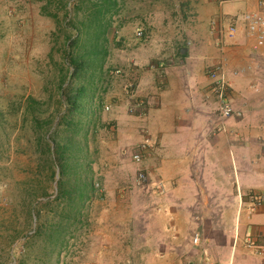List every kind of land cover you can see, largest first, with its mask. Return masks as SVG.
Masks as SVG:
<instances>
[{"label":"rangeland","instance_id":"obj_1","mask_svg":"<svg viewBox=\"0 0 264 264\" xmlns=\"http://www.w3.org/2000/svg\"><path fill=\"white\" fill-rule=\"evenodd\" d=\"M204 1L0 0V264H199L165 242L130 159L151 141L121 140L115 115Z\"/></svg>","mask_w":264,"mask_h":264},{"label":"crops","instance_id":"obj_2","mask_svg":"<svg viewBox=\"0 0 264 264\" xmlns=\"http://www.w3.org/2000/svg\"><path fill=\"white\" fill-rule=\"evenodd\" d=\"M240 2L245 10L255 7L253 1ZM197 6L196 24L181 32L185 44H171L165 57L158 56L165 62L162 69L138 75L136 94L145 98V112L115 115L117 133L121 140L131 142L142 134L151 141L149 153L135 165L147 172L151 207L162 218L169 247L188 248L197 233L201 242L193 247L199 264L207 258L220 264H264V202L252 203L255 195L264 197L259 142L264 49L251 54L241 32L228 38L218 31L235 15L232 3L205 0ZM220 64L230 102L239 112L222 125L207 74ZM248 239L260 255L246 247Z\"/></svg>","mask_w":264,"mask_h":264},{"label":"built area","instance_id":"obj_3","mask_svg":"<svg viewBox=\"0 0 264 264\" xmlns=\"http://www.w3.org/2000/svg\"><path fill=\"white\" fill-rule=\"evenodd\" d=\"M255 1V7L254 9L246 10L242 15H240V25L243 29L244 36L248 41H252V48L254 50H259L264 48V0H254ZM236 23H232L229 25L226 29V31L222 32L220 30L222 36H227L228 38H232L237 35L238 33V26L235 25ZM136 35L138 37H141L142 32L140 30H137ZM164 67L163 63L158 64L157 66H153L151 69H162ZM224 65H216L209 69L208 76L211 79L212 82V90L214 91V94H216L218 98V108L216 112V118L218 119L219 125H222L223 122L233 116L234 111L231 107V104L229 102V98L227 96V82L224 79V72L223 69ZM122 71L116 70L110 72L111 76H121ZM132 97V88L131 92ZM107 109V107H106ZM131 112H135L139 115H143L145 111V101L142 99H135L132 107L129 109ZM145 141H148V139L144 138ZM260 147L264 153V132L262 134V137L260 138ZM151 149V145H148L144 142L137 143L132 148V151L130 152V159L134 163H140L145 155L149 153ZM127 151H125L126 153ZM139 182H144L146 180V177L143 173H139L138 176ZM263 197L260 195L254 196L253 201L256 204H261L263 202ZM201 242V237L198 234H195L192 237V245L198 246ZM247 247L252 248L254 253H261L260 249L257 247L255 242L252 239L247 240ZM203 264H220L217 261H213L212 259H205Z\"/></svg>","mask_w":264,"mask_h":264},{"label":"clouds","instance_id":"obj_4","mask_svg":"<svg viewBox=\"0 0 264 264\" xmlns=\"http://www.w3.org/2000/svg\"><path fill=\"white\" fill-rule=\"evenodd\" d=\"M241 27V26H240ZM225 29H227V28H225ZM241 29V28H240ZM239 29V30H240ZM226 31V30H225ZM238 32H240V31H238ZM225 36V35H224ZM227 37V36H226ZM210 69V68H209ZM209 69L207 70V74H208V71H209ZM227 96H228V98H229V84L227 83ZM145 101V100H144ZM229 102H230V99H229ZM230 104H231V102H230ZM132 106H130L129 107V109L131 108ZM231 107H232V104H231ZM128 109V111L131 113V114H134V115H139V114H137V113H135V112H131L130 110ZM145 109H146V102H145ZM232 109H233V107H232ZM233 111H234V114H233V116H231L230 118H232V117H235V116H238L239 115V112L238 111H235L234 109H233ZM145 112V111H144ZM216 112H217V109H216ZM144 114V113H143ZM216 116V115H215ZM230 118H228V119H230ZM228 119H226V120H228ZM225 120V121H226ZM152 147V146H151ZM263 152V151H262ZM264 154V153H263ZM145 158V157H144ZM143 161V160H142ZM136 164H138V163H136ZM255 196H257V195H255ZM260 196H262V195H260ZM254 197V196H253ZM252 197V198H253ZM263 197V196H262ZM263 199H264V197H263ZM263 202H264V200H263ZM262 202V203H263ZM252 203L255 205L256 203L254 202V201H252ZM261 203V204H262ZM199 235V234H198ZM194 236V235H193ZM191 244H192V239H191ZM192 246H194V245H192ZM199 246V245H198ZM194 247H197V246H194ZM246 247H247V241H246ZM249 249H251L252 250V248H249ZM253 253H254V251H253ZM254 254H256V255H260L261 253H259V254H257V253H254ZM209 259H211V258H209ZM213 260V259H212ZM204 261H205V259H203V261L200 263V264H203L204 263ZM214 261V260H213ZM217 262H219V261H217ZM220 263V262H219Z\"/></svg>","mask_w":264,"mask_h":264},{"label":"water","instance_id":"obj_5","mask_svg":"<svg viewBox=\"0 0 264 264\" xmlns=\"http://www.w3.org/2000/svg\"><path fill=\"white\" fill-rule=\"evenodd\" d=\"M183 50V49H182ZM183 52V51H182Z\"/></svg>","mask_w":264,"mask_h":264}]
</instances>
